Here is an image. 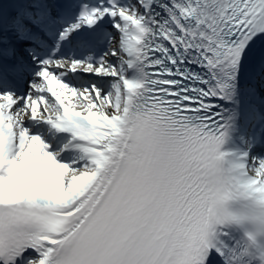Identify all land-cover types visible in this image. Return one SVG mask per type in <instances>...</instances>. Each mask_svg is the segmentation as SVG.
<instances>
[{
  "label": "snow or ice",
  "instance_id": "1",
  "mask_svg": "<svg viewBox=\"0 0 264 264\" xmlns=\"http://www.w3.org/2000/svg\"><path fill=\"white\" fill-rule=\"evenodd\" d=\"M0 264H264V0H0Z\"/></svg>",
  "mask_w": 264,
  "mask_h": 264
}]
</instances>
